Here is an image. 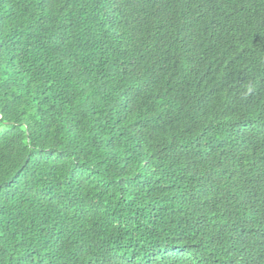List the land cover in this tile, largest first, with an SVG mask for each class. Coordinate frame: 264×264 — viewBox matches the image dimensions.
<instances>
[{"label":"trees","instance_id":"16d2710c","mask_svg":"<svg viewBox=\"0 0 264 264\" xmlns=\"http://www.w3.org/2000/svg\"><path fill=\"white\" fill-rule=\"evenodd\" d=\"M255 8L0 0V264H264Z\"/></svg>","mask_w":264,"mask_h":264},{"label":"clouds","instance_id":"9594fccd","mask_svg":"<svg viewBox=\"0 0 264 264\" xmlns=\"http://www.w3.org/2000/svg\"><path fill=\"white\" fill-rule=\"evenodd\" d=\"M255 14L258 15V18L261 20L262 26L264 27V11L260 10L259 8H255V11L250 13V19H253L254 22H256Z\"/></svg>","mask_w":264,"mask_h":264}]
</instances>
